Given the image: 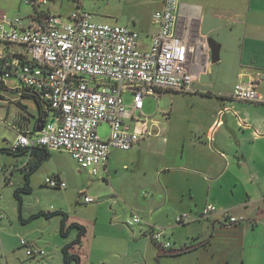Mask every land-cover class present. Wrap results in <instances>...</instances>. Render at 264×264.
Here are the masks:
<instances>
[{"label":"crops","instance_id":"crops-1","mask_svg":"<svg viewBox=\"0 0 264 264\" xmlns=\"http://www.w3.org/2000/svg\"><path fill=\"white\" fill-rule=\"evenodd\" d=\"M163 3L164 0H156L155 7L150 13V24L155 28L147 39L141 35V38L146 40H142L144 45L149 44L151 36L157 31L152 17L155 11L163 7ZM27 4L30 5V3ZM62 5L63 0H49L47 4L39 6V11L62 15ZM32 6L33 9H30V13L27 12V17H23L25 21L38 15L37 9L34 5ZM179 18L180 30L189 32L192 36L215 39L214 34L221 36V31L227 29L225 37L215 39L221 45L220 60L216 63L211 61L209 70L197 76L193 84L194 90L188 92L192 97V103L188 109L172 104L167 121L171 123L173 120L174 126L169 135L164 133L159 121H154L150 117L146 116V123L142 121L136 125L134 121L131 122L133 128L136 126L143 129L146 125L149 130H152V134L141 140L135 147L124 150H135L139 160L144 159L146 167L135 181L126 200L131 207L135 206L130 208L133 216L140 212L151 215V209L145 205L153 207L162 201L164 191L159 188L161 186L158 182V178L162 177L168 200L174 199L179 192L181 208L187 210L185 211L187 213L190 212L191 219L185 224L197 221L190 225L204 224L205 227L211 226L214 234L226 235V238L219 242L222 247L217 246L219 250H223L226 264H240L241 259L242 264H264V104L234 100L230 97L237 82L257 78L264 69V0H180ZM132 20L136 24V19ZM18 46L1 44L0 54L8 59L16 57L17 53L24 51V48L21 49ZM13 79L0 81V109L3 113L0 117L3 125L7 127L3 140L0 139V166H2L0 210L5 214L0 221V264H32L34 257L30 262L25 260L21 239L25 238L35 245L39 242L45 247L57 246L56 241H60L62 247L70 242L69 237H64L60 232L62 215L54 216L60 218H48L40 212L64 211L68 213V222H71L70 200L76 193L80 196L83 189L80 187V181L75 184L72 191L71 186L74 180L66 174L67 183L59 172L57 151H67L49 150L48 158L42 160L38 169L30 175L29 182L32 190L29 193L33 195L25 193L22 195V202L16 197V189L22 188L26 183L24 173H18L16 170L21 168L27 160L28 154L25 149L16 154L8 149L19 131H32L35 117L32 119L27 113L30 105L38 106L36 100L38 96L32 91L22 90L21 81L16 77ZM168 94L166 91L156 98ZM173 95L178 97V94ZM46 105L44 104L45 108H47ZM144 108L143 113H145ZM4 111L7 114L4 115ZM10 112L14 114L11 119L8 115ZM139 114L137 113L138 116ZM36 116L39 117L38 108ZM103 124L107 123L101 125ZM6 153L13 156H6ZM34 155L30 156L29 167L38 158ZM112 158L110 154L107 168H103L98 177L94 178L96 175L90 172L92 182L89 188L93 192V195H90L87 191L90 196L99 199L103 194L102 188L107 189L106 193L109 194L117 191L114 185L103 181L107 180L106 177H110L109 167L111 168ZM51 159H53L51 162H55V168L43 169L45 165L51 163L49 162ZM126 166L129 164L127 163ZM77 168L79 169L78 166ZM40 169L43 170L38 176L37 172ZM74 170L76 171V167ZM78 172L83 173L82 168ZM54 175H58L66 182L65 189L50 187L46 184L45 179ZM199 185L204 188V191H199ZM146 186L152 189L153 197L142 202L136 195L143 192ZM81 199L84 201L82 197ZM134 200L137 204L132 202ZM102 203L97 202L88 208L92 210L95 221L86 216L84 220H77L87 227V234L84 235L81 245L75 246L70 252L81 256V264H122L117 260L107 259L103 255L94 257L91 254L94 249L103 248L105 241L109 238L104 225L107 226L112 221L100 222ZM208 204L216 206L217 211L209 217L200 218L199 215ZM136 207L139 208L136 209ZM225 210L243 220L233 224L228 222L224 216ZM177 215L171 212L169 218L159 221V224L168 228L174 224V221L177 223ZM55 219L58 225L52 228ZM201 219L206 222L200 221ZM151 220V218L143 217L138 223L140 225L137 232L133 234L134 238L141 236L149 240L151 232L157 228H162L166 232L165 228L157 227ZM171 221L173 223H170ZM91 225L93 230L90 229ZM192 236L196 237L195 234ZM43 237L46 238L42 241ZM169 238L170 236L167 240H170ZM175 242L167 248L157 242L158 245H156L153 240L158 247L156 258L153 259L159 264H164L163 260L167 257L163 256L181 255L198 246H208L211 239L205 237L199 242L192 243L187 239L177 238ZM86 244H89L88 248ZM255 244H258L256 247L259 246L261 251L257 260L252 262L246 249ZM191 245L194 247L188 251L177 254L167 253ZM129 250L130 247L124 251L126 257L129 255ZM143 252L146 255L145 264H150L148 253ZM161 257H163L162 261ZM47 258L48 256L44 257L45 262Z\"/></svg>","mask_w":264,"mask_h":264},{"label":"built area","instance_id":"built-area-1","mask_svg":"<svg viewBox=\"0 0 264 264\" xmlns=\"http://www.w3.org/2000/svg\"><path fill=\"white\" fill-rule=\"evenodd\" d=\"M25 1L35 6L37 16L28 21L20 16L0 20V45L24 48L11 59L0 54L3 77L13 74L23 86L35 89L49 102V109L42 131L34 135L21 132L11 146L13 151L29 149L22 169L27 168L34 147L63 148L80 167L98 176L107 168L112 149L129 150L152 134L146 125L143 129L131 125L132 121L136 125L146 123L145 98L159 97L166 91L191 92L197 76L209 70L212 50L208 38L180 30V0H164L163 7L153 13L157 31L148 45L134 29L95 21L85 8V0H71L74 9L68 18L41 13L39 6L49 0ZM128 92L132 94L131 104L124 99ZM230 97L264 104V69L257 78L237 82ZM102 123L109 127L105 137L99 134ZM45 181L52 187L66 186L59 176ZM81 193L86 202L94 200L85 189ZM216 211V206L208 204L199 217ZM224 216L231 223L243 220L228 210ZM3 217L0 211V220ZM176 219L185 224L191 218L185 212ZM141 220L134 215L128 223ZM165 233L162 228L154 229L152 238L170 247ZM21 244L27 246L30 257L46 255V250L25 238Z\"/></svg>","mask_w":264,"mask_h":264},{"label":"rangeland","instance_id":"rangeland-1","mask_svg":"<svg viewBox=\"0 0 264 264\" xmlns=\"http://www.w3.org/2000/svg\"><path fill=\"white\" fill-rule=\"evenodd\" d=\"M85 4H86L85 8L88 9L91 13H93L96 21L111 25L129 26L137 30L139 33H141L144 39H147L150 35H152V32L154 31L155 27L150 24L151 23L150 13L155 7L156 0H85ZM30 9L32 10L33 6L31 4L29 5L25 3L24 0H0V20H2L5 16L27 17V12H29ZM73 9H74L73 2L71 0H63V5L61 9L63 14L62 15L58 14V15L62 16L63 18H68L69 12ZM138 16L140 17L139 19ZM132 19H136V24H134ZM226 30L227 29H223L221 31V36H216L217 34H214L215 39H222L223 37H225V34H227ZM143 38L141 39L143 41H146ZM18 47L23 49L22 46H18ZM17 79L19 80V78ZM3 80H6V78L0 75V81ZM25 88L27 87L25 86L21 87V89L24 91ZM167 92L169 93L167 96L162 95L158 99L155 96H148L147 98H145L144 115L152 118L154 121L156 120L159 121V125L164 130V133L166 135H169L170 131L173 129L174 126L173 120L171 121V123L167 121V117L169 116L172 104L174 103L176 107L188 109L192 103V97L190 96V93L187 92H174V91H172L173 93L170 91ZM173 94H178V97L174 96ZM124 99L126 103H130L132 101V94L129 92L126 93ZM1 114L3 113L0 109V115ZM5 114L7 113L4 111V115ZM27 114L33 119L35 117L34 115L37 114V107L30 105V109ZM8 115L9 118L11 119V117H13L14 114L13 112H10ZM1 120L2 118L0 117V139L3 140V134L5 133L7 127L3 125V122ZM108 133H109L108 124L101 125L99 128V134L105 137L108 135ZM58 150H65V149L62 148ZM67 152L57 151L58 160L59 163L61 164V165L59 164V170H60L59 172H61L63 179L68 183V177L66 176V174H68V176H71L70 178L74 180L71 186L72 191L75 184L81 181L80 187L82 189H86L90 195L91 194L93 195V192H91L89 188L90 183L92 182L90 178V175L92 176V174L90 173L91 171L80 167L79 164H77V161L72 158L73 156L69 152L68 153ZM9 155L11 154L6 153V156ZM111 157L113 158L111 162V168L109 167L110 177H106L107 180H103V181L105 183H109V185L112 186L114 185L117 191L116 192L113 191L114 193L109 194L106 193L108 192L107 189L104 190V188H102L103 194L99 197V199L90 196L94 200L89 203L84 202L81 199V196H79L76 193L73 196V199L70 200V204H69V208L71 212V222H78L77 221L78 219L84 220L85 216L88 217V219H92V221H95L94 218L92 217V210L88 208L91 205L96 204L97 202L98 203L103 202L101 204L103 211L101 212L100 222L110 223L112 221L109 225L107 226L104 225L106 227V232L109 235V238L107 241H105V245L103 248L94 249L93 251H91V254L94 255V257H96L97 255L100 256L103 255L107 259L109 258L114 259L121 262L122 264H145L144 257L146 255L143 252L145 251L146 253H148L147 257L150 264H159L157 260L153 259L156 258V252L158 248L156 245L158 244L155 242L156 243L155 245L153 243V240L150 238V236H149V240H145L141 236H138V238H134L133 234L134 232L135 233L137 232V228H139L140 224L135 223L133 225H130L128 223L133 216L130 208L132 207L134 208L135 206L132 205L131 207L130 204L127 202L126 198L129 192L132 191L133 189L132 186L135 184V181L138 180V178L141 176V173L146 168L144 166V159L139 160L138 156H136L135 150L124 151L120 149H114L111 153ZM52 160L53 159H51L49 162H51ZM34 162H36V159ZM127 163L129 164V166H126ZM77 166L79 167V169L82 168L83 173L78 172L79 169L77 168ZM0 167L2 169V166ZM75 167H76V171L74 170ZM49 168H55V162H51L48 165H45L43 169L48 170ZM43 169H40L37 172L38 176H40V172ZM16 171L18 173L21 172L23 174V172L20 169ZM98 176H95L94 178ZM158 182L159 185L161 186L159 188L160 189L162 188L161 190L164 191L162 195V201L153 207L145 205L147 208L151 209L152 211L151 215H149L148 213H141V212L138 213V215L141 217V219H143V217L144 219L151 218L152 223L155 224L157 227L165 228L164 226H161L159 224V221L168 219L171 212H175V214H180V213H184L187 210L181 208V201H180L181 196L179 192H177V195L174 199L170 198V200H168L167 191L164 186L162 177L158 178ZM65 188L66 186L63 189ZM198 188L200 192L204 191V188L201 185H199ZM22 195H25V193H22ZM28 195L32 196L33 194L29 193ZM186 195L188 196L187 193ZM136 197L141 199L142 202H146L147 199H151L153 197V191L152 189H149V187L146 186L143 192L137 194ZM103 200H105V202ZM132 202L137 204V201L135 200ZM138 208L139 207H136V209ZM54 216H59V214L54 213L51 215V217ZM54 218H60V217H54ZM56 220L57 219H55L52 228L58 225V221ZM200 221H204V220L201 219ZM195 222H191L189 224H178L174 221V224L172 226L165 228L166 229V233L164 235L165 241H169L170 243L175 244L176 243L175 240L177 238H184L187 239V241H191L192 243H194V242H199L202 238L208 237V239H211L210 242L211 244L209 243L208 246H198L194 250L181 255L163 256V257H167L164 258L163 260L164 264H226L225 255L222 253L223 250L221 251L217 248V246L222 247L219 242L223 241L226 238V235L214 234L213 230L210 228L211 226L205 227L204 224L199 225L198 223L197 226L190 225V224H195ZM78 223L84 225V223L81 222ZM170 223H173V221H171ZM90 229L93 230V225L90 226ZM194 234L196 236L195 238L192 236ZM76 235H77V229L72 228V232H70V234L68 235L69 241H72L76 237ZM169 236H170L169 238L170 240H167V237ZM45 238L46 237H43L42 241ZM56 243L57 246L53 245L50 247H45L43 246L44 244L41 245L39 242H36V245L38 244L37 245L38 247L42 246L46 249L47 252L46 256H48L47 262L44 261V257L46 256H37L34 257V259H32V257H30L27 254V246H24V248L22 247L24 250V256L26 257L25 260L27 262H30V260L32 259V264H68L64 261L63 258V252L61 249L62 243L60 241L59 242L56 241ZM256 245L258 244H255V246L246 249L249 259L252 260V262L254 260H257L258 254L261 251L259 246L256 247ZM85 246L88 248L89 244H86ZM129 247H130V250L128 251L129 255L126 257L125 255L126 253L124 254V251H126V249H128ZM163 257H161V261ZM71 264H75V263H71ZM240 264H242V259L240 260Z\"/></svg>","mask_w":264,"mask_h":264},{"label":"trees","instance_id":"trees-1","mask_svg":"<svg viewBox=\"0 0 264 264\" xmlns=\"http://www.w3.org/2000/svg\"><path fill=\"white\" fill-rule=\"evenodd\" d=\"M3 66H4V59L0 60V73H2L1 74L2 77L4 76V72L2 71ZM5 78H6V80H8L10 78H14V75L11 74L10 76L5 77ZM6 80H3L1 82H5ZM25 91L26 92L32 91L33 94L38 96V97H36V96L35 97H36V100H37V105H38L37 108H38V116L39 117L37 118V116L34 115L35 116V118H34V127L32 128V131H19L18 134L22 132V133H30V134L34 135L37 132L36 131V127H37L38 119L40 117H44V116L47 117V109H49V102L46 99H44L40 95V93L35 91V89H33V88H25ZM39 97H40V99H39ZM44 104H47L46 105L47 108L44 107ZM22 149H25L27 151V154H29V149L26 148V147H21V148H19L16 151H13L11 149V147H10L8 150L10 152L16 154V153L21 152ZM37 151H39V153H36ZM31 155H34V156L38 157L36 159V162H34L31 167H29L27 165L26 169L19 168L24 173V176H25V179H26L25 185L22 188L16 189V191H15L16 197L19 199L20 202H22V193H29L32 190V187H31L30 182H29L30 175L32 173H34L36 171V169H38V167L40 165V162L42 160L48 158V156L50 155V151L46 147H34L33 150H32ZM54 176H57V175H54ZM6 180H8V179H6ZM54 213L62 215V222H61L60 232H61V234L64 237H67L70 234L72 228H76L77 229L76 237L72 241L64 244L63 247H62L64 261L66 263H68V264H71V263L81 264L82 263L81 262V256L79 254H77V253L70 252V250L73 249L75 246L81 245V243L83 242V237H84V235L87 232L86 226L83 225V224H80L78 222H71V223L68 222V218H69L68 213L64 212V211L40 212V214H43L44 216H46L48 218L51 217V215L54 214Z\"/></svg>","mask_w":264,"mask_h":264},{"label":"water","instance_id":"water-1","mask_svg":"<svg viewBox=\"0 0 264 264\" xmlns=\"http://www.w3.org/2000/svg\"><path fill=\"white\" fill-rule=\"evenodd\" d=\"M207 40H208L209 46L211 47V50H212V62L216 63V62H218L220 60L221 45H220L219 42H217L212 37H209ZM44 122H45V116L44 117H40L38 119L36 131H42ZM193 247H194V245L186 246V247L174 249L172 251H168L167 253L168 254H177V253L188 251V250L192 249Z\"/></svg>","mask_w":264,"mask_h":264},{"label":"bare ground","instance_id":"bare-ground-1","mask_svg":"<svg viewBox=\"0 0 264 264\" xmlns=\"http://www.w3.org/2000/svg\"><path fill=\"white\" fill-rule=\"evenodd\" d=\"M235 85H236V84H235ZM234 87H235V86H234ZM232 92H233V91H232ZM231 94H232V93H231ZM45 119H46V116H45ZM44 123H45V122H44ZM37 132H39V131H37ZM16 139H17V138H16ZM16 139H15V141H16ZM15 141H14V142H15ZM14 142H13V143H14ZM13 143H12V144H13ZM11 146H12V145H11ZM30 156H31V154H30ZM29 159H30V157H29ZM29 159H28V162H29ZM25 162H26V161H25ZM25 162H24V163H25ZM28 162H27V165H28ZM24 163H23V164H24ZM77 163H78V162H77ZM23 164H22V165H23ZM57 176H58V175H57ZM45 180H46V179H45ZM46 184H47V183H46ZM47 185H48V184H47ZM48 186H49V185H48ZM50 187H51V186H50ZM54 188H61V187H54ZM86 191H87V190H86ZM80 196L84 199V195H82V193H80ZM84 202H86L85 199H84ZM86 203H87V202H86ZM184 213H185V212H184ZM180 214H181V213H180ZM176 221H177V219H176ZM227 221L230 222L229 220H227ZM238 222H239V221H238ZM177 223H178V222H177ZM230 223H231V222H230ZM234 223H236V222H234ZM178 224H179V223H178ZM232 224H233V223H232ZM153 231H154V230H153ZM153 231H152L151 234H150L151 238H152V233H153ZM152 239H153V238H152ZM153 240H154V239H153ZM154 241H155V240H154ZM155 242H156V241H155ZM157 243H159V242H157ZM159 244H162V243H159ZM171 246H172V244H171ZM171 246H170V247H171ZM167 248H168V247H167Z\"/></svg>","mask_w":264,"mask_h":264},{"label":"clouds","instance_id":"clouds-1","mask_svg":"<svg viewBox=\"0 0 264 264\" xmlns=\"http://www.w3.org/2000/svg\"><path fill=\"white\" fill-rule=\"evenodd\" d=\"M93 14V13H92ZM141 35V34H140Z\"/></svg>","mask_w":264,"mask_h":264}]
</instances>
